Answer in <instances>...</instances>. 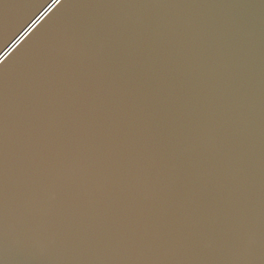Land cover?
Instances as JSON below:
<instances>
[{
	"label": "water",
	"instance_id": "obj_1",
	"mask_svg": "<svg viewBox=\"0 0 264 264\" xmlns=\"http://www.w3.org/2000/svg\"><path fill=\"white\" fill-rule=\"evenodd\" d=\"M0 264H264V0H0Z\"/></svg>",
	"mask_w": 264,
	"mask_h": 264
}]
</instances>
